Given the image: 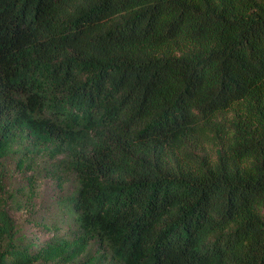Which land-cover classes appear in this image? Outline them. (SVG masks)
Here are the masks:
<instances>
[{"label":"trees","instance_id":"16d2710c","mask_svg":"<svg viewBox=\"0 0 264 264\" xmlns=\"http://www.w3.org/2000/svg\"><path fill=\"white\" fill-rule=\"evenodd\" d=\"M0 264H264V0H0Z\"/></svg>","mask_w":264,"mask_h":264},{"label":"rangeland","instance_id":"374dc122","mask_svg":"<svg viewBox=\"0 0 264 264\" xmlns=\"http://www.w3.org/2000/svg\"><path fill=\"white\" fill-rule=\"evenodd\" d=\"M40 167L45 170L48 167L45 159H41ZM11 179L10 184L17 196L23 198L26 202L22 204V207L11 206L10 214L16 220L18 225L24 227V230L30 235L32 231L40 233V239L46 238L49 236V233L41 230L36 224L30 223V217L33 218V221L43 215L48 216L54 211L56 199L63 194L61 191L62 188L57 186L55 182L49 179L46 176L42 178L37 177V183L35 185V196L32 198L29 196V189L25 188V176L20 173H17L13 167H10ZM32 172H28L27 176H30ZM26 176V177H27ZM35 218V219H34ZM35 223V222H34ZM38 223V222H37Z\"/></svg>","mask_w":264,"mask_h":264}]
</instances>
